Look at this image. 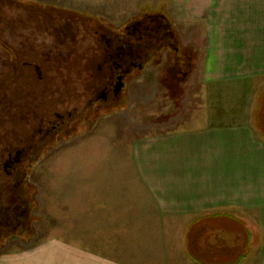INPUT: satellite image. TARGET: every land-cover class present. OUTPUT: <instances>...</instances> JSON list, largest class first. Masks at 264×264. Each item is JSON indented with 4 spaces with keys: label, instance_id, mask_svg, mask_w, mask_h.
<instances>
[{
    "label": "rangeland",
    "instance_id": "obj_1",
    "mask_svg": "<svg viewBox=\"0 0 264 264\" xmlns=\"http://www.w3.org/2000/svg\"><path fill=\"white\" fill-rule=\"evenodd\" d=\"M257 7L264 11V0H0V159L1 149L4 157L8 152L23 151L20 168L33 191L27 205L32 235L25 238L21 232L13 234L0 245V251L13 245H34L53 235L78 243L99 235L107 242L101 243L102 248L110 250V236L98 233L96 227L97 219L102 217L97 208L105 206V198L95 193L92 168L86 170V182V161L128 153L129 142H120L122 139L138 142L145 136L160 135L183 125L193 112L191 108L197 110L199 98L192 99L189 105L187 100L199 90L197 78L203 75L198 56L181 84L187 87L184 101L168 119L158 113L164 102L158 97L160 90L166 91L161 79L166 76L162 70L167 55L166 50L158 49L160 62L152 56L139 61L140 69L135 67L123 76L119 95L104 101L102 109L97 108L99 101L95 100L94 89L89 90L87 78L93 75V67L102 72V77L96 78L100 92L111 76V62L104 61L109 51L105 43L101 44L102 34L104 38L109 36L108 27L123 32L138 21L149 25L166 22L170 28L165 41L169 39L173 47L177 43L200 48L211 38H225L226 42L221 43L227 49L243 51L255 48ZM257 85L258 101L263 104L264 81ZM224 90L226 98L230 96L227 103H231V112L235 113L237 110L232 109L239 104V97L231 94L232 89ZM216 96L213 112L223 101ZM92 108L98 112L84 119L83 129H69L60 135L58 130L55 136L47 132L56 115L76 109L74 113L86 116L84 113ZM229 121L231 127L218 135H225L224 140L230 142H242L247 125L242 120L235 121L233 115ZM23 166L29 167L26 173ZM5 177L0 176V186ZM118 229L120 233L127 230L115 227L117 232ZM133 229L136 235L127 245L130 249L140 247L143 235L141 228ZM191 262V257L185 256L179 264Z\"/></svg>",
    "mask_w": 264,
    "mask_h": 264
},
{
    "label": "crops",
    "instance_id": "obj_2",
    "mask_svg": "<svg viewBox=\"0 0 264 264\" xmlns=\"http://www.w3.org/2000/svg\"><path fill=\"white\" fill-rule=\"evenodd\" d=\"M255 22L254 49H227L225 38H211L200 48L183 46L198 53L204 70L199 90L187 100L189 105L199 98L197 110L191 108L183 125L138 142L122 139L129 142L128 153L86 161V182L92 168L95 193L105 198L96 227L110 236V250L102 248L107 242L99 235L79 243L53 235L0 251V264H179L185 256L192 264H264V103L257 85L264 81V11L258 7ZM185 85L174 100L160 90L162 118L184 101ZM224 89L238 95L232 109L238 115ZM216 95L223 101L213 112ZM232 115L248 127L242 142L218 135L227 131ZM136 227L141 244L130 249Z\"/></svg>",
    "mask_w": 264,
    "mask_h": 264
},
{
    "label": "trees",
    "instance_id": "obj_3",
    "mask_svg": "<svg viewBox=\"0 0 264 264\" xmlns=\"http://www.w3.org/2000/svg\"><path fill=\"white\" fill-rule=\"evenodd\" d=\"M111 28L112 27H108V29ZM165 47L167 48V55L165 57L166 59L163 64L162 71L163 75L165 74L166 76L161 79V83L162 87L166 90V95H168L171 99H178L184 94V88L181 84L192 71L194 61L197 60V53L192 48H184L179 45L171 47L166 44ZM154 58L160 62L162 56L158 53ZM89 65L91 64H86V66ZM97 69L98 68H96V70ZM96 70L93 67L90 69L93 75L91 77L87 76L88 84H90L89 90H98L96 78H99V76L102 77V72H96ZM1 94L0 89V95ZM103 103L105 102L100 100L97 103V108L102 109ZM261 108L262 107H260L259 110ZM93 111L98 112L97 109L93 108L87 110L84 113L86 116H82V119L73 121V124L67 127L65 132L69 129L80 130L83 129L84 126L86 127L84 119L87 120L86 117L93 114ZM1 151L3 153V157L0 159V176L6 177L5 180L3 179L4 182L0 186V245L3 244L6 238L19 232H21L25 238L32 235V218L29 216V209L27 205L28 202L33 199L32 187H30L29 183L26 182V178L23 176L24 172H22L20 168V155L23 152L20 153L18 150L13 154L8 152V156L4 157V150L1 149ZM23 169H25L26 173L29 167L23 166Z\"/></svg>",
    "mask_w": 264,
    "mask_h": 264
},
{
    "label": "flooded vegetation",
    "instance_id": "obj_4",
    "mask_svg": "<svg viewBox=\"0 0 264 264\" xmlns=\"http://www.w3.org/2000/svg\"><path fill=\"white\" fill-rule=\"evenodd\" d=\"M168 28H170V25L166 22L163 23L158 21L156 24L149 25L138 21L133 24L132 29L125 27V30L120 32L113 31L111 28L109 29V36L107 38H104L105 35L102 34L101 44L105 43V49L106 51H109L105 54L106 58L104 61L107 63L111 62V64H109L110 66H108L110 67L109 71L111 76L100 92H97V90L95 91V100L106 101L109 97L114 100L122 90L123 76L130 74L131 70L135 67L136 69L142 67L141 64H139V61L143 62V60L150 56L154 58L158 54L157 49L160 52L166 50L167 54V48L165 45L168 44L173 46L169 39H166L165 41V35L167 37ZM159 31L161 33H159ZM171 35L173 36V32ZM175 46H177V43ZM108 47L109 49H107ZM164 93H166V91H164ZM165 96L170 100H174L166 94ZM91 101L89 104L92 103ZM75 111L76 109L66 110L63 115H56L54 123L50 125L47 132H52V135L55 136L59 130L60 135L67 127L73 124V121L82 119L83 117L81 114L75 113L74 116ZM25 150L26 149H24V151Z\"/></svg>",
    "mask_w": 264,
    "mask_h": 264
}]
</instances>
